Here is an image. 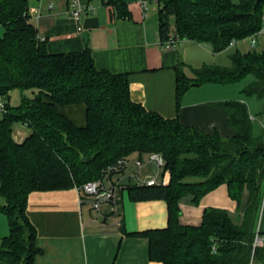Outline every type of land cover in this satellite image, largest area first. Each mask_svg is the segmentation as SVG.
Returning <instances> with one entry per match:
<instances>
[{
  "label": "trees",
  "instance_id": "obj_1",
  "mask_svg": "<svg viewBox=\"0 0 264 264\" xmlns=\"http://www.w3.org/2000/svg\"><path fill=\"white\" fill-rule=\"evenodd\" d=\"M116 15L131 18L124 0H103ZM162 41L173 36L209 44L214 52L227 49L233 39L248 38L264 26V0H158ZM29 0H0V212L8 218L9 234L1 238L0 260L35 264L43 252L37 229L27 215L33 191L63 190L104 179L107 168L133 153H159L165 159L167 184L134 183L126 186L133 201L164 200L165 227L134 231L148 239V257L156 264H264V235L257 220L264 202V128L255 132L248 104L227 100L235 109L229 117L236 128L232 137L182 124L148 111L132 100L127 73L99 70L91 48L52 54L30 21ZM232 64L204 65L189 77L177 76V96L206 82L229 84L253 75L242 93L264 101V49L231 55ZM14 89L34 90L18 106L9 103ZM85 104L86 125L78 126L58 111L60 105ZM264 115V109L255 117ZM26 124L29 135L18 142L14 124ZM113 172L112 174H114ZM117 173V172H116ZM111 174V175H112ZM110 175V174H109ZM227 184L238 209L245 189L249 199L237 218L229 210L207 207L201 223L181 221L180 201L203 196ZM82 197H84V194Z\"/></svg>",
  "mask_w": 264,
  "mask_h": 264
},
{
  "label": "crops",
  "instance_id": "obj_2",
  "mask_svg": "<svg viewBox=\"0 0 264 264\" xmlns=\"http://www.w3.org/2000/svg\"><path fill=\"white\" fill-rule=\"evenodd\" d=\"M124 1L132 12L131 18L118 17L115 8L103 0H88L81 33L77 32V22L68 14L69 0H29V6L37 8L38 12L28 14L38 30V37H45L50 53L82 51L89 47L99 70L129 75L132 100L148 111H155L167 119L178 118L182 124L197 127L208 134L218 132L222 137L234 136L236 128L230 124L229 117L235 109L221 105V102L234 99L215 97L209 92L211 88L226 84L206 82L190 87L180 99L177 96L179 70L183 69L187 76L194 77L190 69L194 72L204 65L229 66L220 63L225 59H218L224 52H214L207 43L187 39H179L174 48L163 50L158 0H149L146 7L140 0ZM238 44L239 41L234 46L238 48ZM234 98L248 102L241 96ZM248 107L255 124V116L260 112L254 114L249 104ZM57 108L76 125H86L85 104ZM30 131L21 123L14 128L13 137L22 142ZM139 158L138 153L131 154L123 171L105 176L103 181L107 187L119 186L115 201L102 203L100 209L92 208L89 197H82L76 187L33 191L29 195L27 215L36 226L37 244L43 250L36 256L35 264H156L148 257V239L131 232L165 227L168 207L164 200L133 201L128 194L125 199L128 184L144 183L156 177L149 154L142 157L141 169L135 162ZM161 171L158 181L166 174L161 175ZM248 199L249 191L245 189L237 214L243 212ZM234 203L227 184L207 193L198 204L192 202V195L185 196L180 201L181 221L199 225L205 208H226L232 213ZM8 234V218L0 212V245L1 238ZM0 264L13 263L0 260Z\"/></svg>",
  "mask_w": 264,
  "mask_h": 264
},
{
  "label": "built area",
  "instance_id": "obj_3",
  "mask_svg": "<svg viewBox=\"0 0 264 264\" xmlns=\"http://www.w3.org/2000/svg\"><path fill=\"white\" fill-rule=\"evenodd\" d=\"M31 1V0H30ZM142 6H145L149 3V0H140ZM159 4V2L157 1ZM53 3H51L52 6ZM88 0H69V9H68V14L77 22V32L81 33L84 29V24H83V18L84 15L87 13L88 10ZM37 11V8L33 7H28V12H34ZM38 12V11H37ZM40 15V13H39ZM264 20V18H263ZM260 36L264 37V26L261 31L258 33L249 36L251 39V47L256 48L258 44V38ZM40 40H45V37H40ZM179 39L174 38L171 36L169 39L165 41H161V47L163 50H168L172 49L176 46L178 43ZM238 43V40L233 39L230 42L229 46L236 45ZM1 108L4 111L5 109V103L4 101L1 102ZM256 118V117H255ZM261 121V125L264 128V115L261 117H257ZM136 165L141 169L144 164L143 158H139L135 160ZM149 162L153 163L155 165V171H156V177L151 178L147 181H143L144 183H147L149 185H154L157 183H163L167 184L170 181L169 178V171H166L164 177L158 181V175L160 170L164 167L165 165V159L163 156L159 153H150L149 154ZM129 164V159L127 158H121L119 159L115 164L110 165L107 168V173L112 174L113 172H119L123 171ZM118 184H113L110 187H107L103 181V179H96L92 181L86 182L84 185L76 187L81 193L84 194L86 198L89 197V202L94 209H100L102 203L106 201H115V194L116 190L118 188ZM264 245V235L257 234L254 246H263Z\"/></svg>",
  "mask_w": 264,
  "mask_h": 264
},
{
  "label": "rangeland",
  "instance_id": "obj_4",
  "mask_svg": "<svg viewBox=\"0 0 264 264\" xmlns=\"http://www.w3.org/2000/svg\"><path fill=\"white\" fill-rule=\"evenodd\" d=\"M3 28L1 27L0 37L3 36V34H4L5 28L4 29ZM238 49L240 51H242V52H247L250 49H252V47H251V39L248 37L246 39L240 40L239 44H238ZM256 49L258 51H261L262 49H264V37L261 36V37L258 38V44L256 46ZM235 51H237V46H234V45L233 46H229L227 49H225L223 51H220V52H224V53H222L223 54L222 57H218V59H225L223 61H220V63L224 62L225 65H231L232 64L231 55ZM190 72L192 74H194V72L191 71V69H190ZM253 79H254L253 75L248 74L244 78L240 79V81H238V82L229 83V84H226V85H223V86H217L219 88H211V89H209V92L212 93L213 95H215V97H231V99H235L234 98L235 96L236 97L237 96H241L242 98L247 99L246 102L248 101L247 103L251 106L252 110L254 111V114H256L257 111H259V112L263 111V109H264V101L259 99L257 96H249V95L243 94L241 92L244 87H246L248 84H250L253 81ZM25 95H27L29 97H32L33 96V91L31 89L24 90V91H22L20 89H14V90H12L10 92L9 103L12 106H18V105H20V103H21V101L23 99V96H25ZM2 101H5V99L0 97V116L3 115V110L1 108V102ZM254 125H255V132L260 134L262 132V128H261L262 126H261V121H260L259 118H257V117L255 118V124ZM18 126H21V123H15L14 124V128H17ZM27 130L28 129L26 128V131ZM162 173H163V169L161 171V175H162ZM170 176H171V174H170ZM124 196H125V199H128L126 191L124 192ZM189 196H191V195H189ZM220 201H222V200H220ZM234 201H236V200H234ZM234 204H235L234 205V210L232 211V213L237 218V213L236 212L239 211L237 201ZM227 210L231 211L230 209H227ZM258 227H261L263 229V231H264V202L262 204V208H261L258 220H257V228ZM254 264H261V263L260 262L259 263L255 262Z\"/></svg>",
  "mask_w": 264,
  "mask_h": 264
}]
</instances>
